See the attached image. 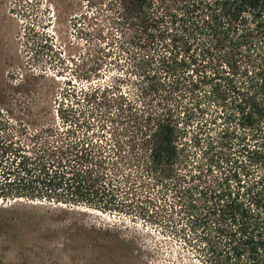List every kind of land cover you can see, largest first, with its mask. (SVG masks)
<instances>
[{
    "label": "rangeland",
    "instance_id": "rangeland-1",
    "mask_svg": "<svg viewBox=\"0 0 264 264\" xmlns=\"http://www.w3.org/2000/svg\"><path fill=\"white\" fill-rule=\"evenodd\" d=\"M111 1L0 0L2 165L15 168L18 162L9 152L1 155L2 147L11 146L29 160L42 156L55 167L58 157L46 155L65 148L73 139L67 133L72 129L78 140L87 136L96 147L91 156L105 161L76 167L83 175V199L66 191L44 200L2 198L10 188L1 186L0 167V264H203L194 249L199 244L195 233L212 226L215 218L206 225L192 220L189 214L206 210L197 203V210L186 214L183 191L196 185L216 189L224 179L223 168L207 161L205 134L193 146V121L176 167L181 181L157 184L146 174L144 154L133 147L141 136L135 119L160 111L157 95L145 89L151 82L147 72L159 70L157 56L149 65L143 62L147 53L130 44L129 30L114 23ZM188 74L196 77L191 69ZM181 102L194 108L187 97ZM201 105L198 120L217 110L209 101ZM67 109L73 112L65 119ZM206 133L212 138L217 134L210 127ZM92 183L105 188L101 195L110 198L111 210L86 200ZM71 199L79 203L72 205Z\"/></svg>",
    "mask_w": 264,
    "mask_h": 264
},
{
    "label": "trees",
    "instance_id": "trees-1",
    "mask_svg": "<svg viewBox=\"0 0 264 264\" xmlns=\"http://www.w3.org/2000/svg\"><path fill=\"white\" fill-rule=\"evenodd\" d=\"M108 5L119 29L130 31V44L147 53L143 62L149 65L157 56L159 70L147 72L151 82L145 89L157 95L161 112L135 119L141 136L133 147L144 154V171L157 184L180 182L183 177L179 180L176 167L186 150L182 140L196 121L193 146H199L205 134L207 161L224 171L214 190L196 185L183 191L186 214L197 210V203L206 210L203 215L189 214L192 220L202 219L206 225L215 218L212 226L195 233L196 255L203 264H264V0H112ZM204 87L208 91L201 94ZM183 97L192 100L193 109L181 102ZM202 101L217 107L203 121L197 117ZM65 112L62 117L67 119L73 110ZM209 127L217 132L215 138L206 133ZM67 133L73 138L69 144L46 155L58 157L53 162L57 168L42 156L29 160L19 147H2L1 155L9 152L19 159L15 168L0 161L1 186L10 188L1 197L44 200L63 191L71 198L85 197L79 186L80 164L105 161L91 156L96 147L87 136L78 140L74 129ZM66 161L67 168L59 170ZM98 189L92 183L86 200L111 210L110 198L101 195L105 188Z\"/></svg>",
    "mask_w": 264,
    "mask_h": 264
}]
</instances>
